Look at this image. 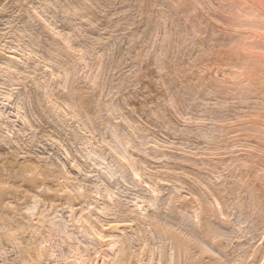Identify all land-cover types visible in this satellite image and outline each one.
Wrapping results in <instances>:
<instances>
[{"label":"rangeland","instance_id":"rangeland-1","mask_svg":"<svg viewBox=\"0 0 264 264\" xmlns=\"http://www.w3.org/2000/svg\"><path fill=\"white\" fill-rule=\"evenodd\" d=\"M255 73L264 0H0V264H264Z\"/></svg>","mask_w":264,"mask_h":264},{"label":"bare ground","instance_id":"bare-ground-1","mask_svg":"<svg viewBox=\"0 0 264 264\" xmlns=\"http://www.w3.org/2000/svg\"><path fill=\"white\" fill-rule=\"evenodd\" d=\"M150 1V0H149ZM177 6H179L178 4L177 5H174V7L173 8H177ZM182 6V5H181ZM180 8V7H179ZM181 9V8H180ZM147 12V11H146ZM255 63V62H254ZM257 64V63H256ZM183 68V67H182ZM256 72V71H255ZM260 72V71H259ZM178 73V72H177ZM248 73V72H247ZM246 73V74H247ZM172 74V73H171ZM244 74V73H243ZM174 75V74H173ZM255 75L256 76H258V75H260V74H256L255 73ZM264 75V73L262 74V75H260L261 77H264L263 76ZM185 76V75H184ZM253 76V75H252ZM255 76V78H257ZM169 77V76H168ZM249 78H250V76H249ZM254 78V79H255ZM173 79V78H172ZM253 79V78H252ZM253 79V80H254ZM252 81V80H251ZM261 82V81H260ZM253 83V82H252ZM252 83H251V85H252ZM261 86V85H260ZM263 91V90H262ZM79 93H81V92H79ZM78 94V93H77ZM77 94H76V98L79 96V95H81V94H78V96H77ZM78 99V98H77ZM80 99H84V96H83V98L82 97H80ZM88 100V99H87ZM87 100H86V102H87ZM79 101L80 100H78L77 102L79 103ZM83 102V101H82ZM89 102V101H88ZM81 104H83V105H85L84 104V102L83 103H81ZM83 105H81V106H83ZM87 105V104H86ZM24 170H25V168H23V167H19L17 170H13L12 171V176H14V177H18V178H21V179H24V180H26L28 183H31L32 182V178H29V179H27V178H25V176H24ZM263 176V175H262ZM253 177V176H252ZM256 178V177H255ZM237 179V178H236ZM239 185V184H238ZM262 185V184H261ZM263 186V194H259L258 195V198H257V206H258V212L260 213V216H262V218H264V185H262ZM10 193L11 191H9L8 189H6L4 186H3V184L0 182V202H1V200H2V198L7 194V193ZM251 193V192H250ZM257 193V192H256ZM260 193V192H259ZM256 196V195H255ZM251 198V197H250ZM256 199V198H255ZM206 207H204V210H205V212H206V210L207 209H205ZM260 208H262L261 209V211L259 210ZM1 209H3V206H2V203L0 204V210ZM257 215V214H256ZM206 221H208L207 219H206ZM204 223V222H203ZM207 222H205L204 224H201V227H203L202 225H204V227L202 228V229H204L205 228V230L206 231H209L210 229H208V225L206 224ZM210 232V231H209ZM176 246L178 247V248H181L182 250H185V247H186V244L184 243V241H182V240H177V242H176Z\"/></svg>","mask_w":264,"mask_h":264}]
</instances>
